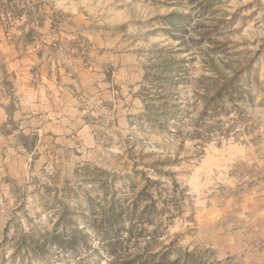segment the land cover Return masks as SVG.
Wrapping results in <instances>:
<instances>
[{"label": "rangeland", "instance_id": "obj_1", "mask_svg": "<svg viewBox=\"0 0 264 264\" xmlns=\"http://www.w3.org/2000/svg\"><path fill=\"white\" fill-rule=\"evenodd\" d=\"M175 260L264 264V0H0V264Z\"/></svg>", "mask_w": 264, "mask_h": 264}, {"label": "trees", "instance_id": "obj_2", "mask_svg": "<svg viewBox=\"0 0 264 264\" xmlns=\"http://www.w3.org/2000/svg\"><path fill=\"white\" fill-rule=\"evenodd\" d=\"M72 234V233H71ZM26 244V241L24 239L21 240V243L20 245L21 246H25ZM113 245V244H112ZM35 246H36V242L34 241H31V243H29L28 247L32 250V251H35ZM22 248V247H21ZM27 249V247L25 248ZM128 264H131V263H128ZM171 264H177V260H175L174 262H172Z\"/></svg>", "mask_w": 264, "mask_h": 264}]
</instances>
